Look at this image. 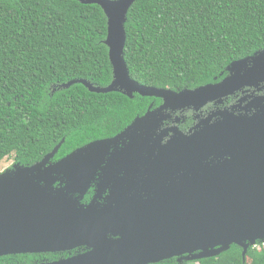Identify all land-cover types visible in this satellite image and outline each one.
I'll list each match as a JSON object with an SVG mask.
<instances>
[{
	"label": "water",
	"instance_id": "water-1",
	"mask_svg": "<svg viewBox=\"0 0 264 264\" xmlns=\"http://www.w3.org/2000/svg\"><path fill=\"white\" fill-rule=\"evenodd\" d=\"M77 1L106 14L114 76L106 87L82 78L60 88L81 83L91 92L139 94L163 104L114 137L54 160L63 139L41 161L18 162L0 174V256L85 247L39 264H154L213 257L236 244L246 259L250 246L264 242V97L253 101L261 105L253 116L223 114L190 135L174 128L165 144L158 130L164 109L204 105L264 82V50L231 63L234 74L216 83L181 91L143 85L125 61L126 23L137 0ZM94 182L99 189L86 202Z\"/></svg>",
	"mask_w": 264,
	"mask_h": 264
},
{
	"label": "trees",
	"instance_id": "trees-1",
	"mask_svg": "<svg viewBox=\"0 0 264 264\" xmlns=\"http://www.w3.org/2000/svg\"><path fill=\"white\" fill-rule=\"evenodd\" d=\"M125 61L140 84L180 91L216 83L234 61L264 50V0H137L128 13ZM108 20L77 0H0V162L28 166L65 139L54 160L114 137L149 109L152 98L96 93L113 66ZM160 100L158 99L157 102ZM92 191L85 201H88ZM68 253L0 256V264H39ZM154 264H264V242L233 244L217 256Z\"/></svg>",
	"mask_w": 264,
	"mask_h": 264
},
{
	"label": "flooded vegetation",
	"instance_id": "flooded-vegetation-1",
	"mask_svg": "<svg viewBox=\"0 0 264 264\" xmlns=\"http://www.w3.org/2000/svg\"><path fill=\"white\" fill-rule=\"evenodd\" d=\"M252 66V63H248L239 70V73L247 72ZM233 74L234 73H231V71L227 69L226 74L221 80ZM261 97H264V82L244 85L239 89L233 90L227 96L219 100L209 101L204 105H192L186 108L164 109V120L161 122L160 128L158 130V133L164 130L162 143L165 144L172 139V137L176 134L174 128H177L179 132L190 135L191 133H194L196 130L200 129V127H203L208 121L210 124H213L222 120L225 117L224 115L253 116L261 109V105L258 103L255 104L253 101L255 99H260ZM158 99L160 100L159 102H157ZM162 104L163 99L153 97L149 107L154 110L160 107ZM92 190L94 189L92 188ZM87 250L88 249L85 247H80L73 250L52 253H68L67 256H62L61 258L57 259L61 260L76 254L83 253Z\"/></svg>",
	"mask_w": 264,
	"mask_h": 264
},
{
	"label": "rangeland",
	"instance_id": "rangeland-1",
	"mask_svg": "<svg viewBox=\"0 0 264 264\" xmlns=\"http://www.w3.org/2000/svg\"><path fill=\"white\" fill-rule=\"evenodd\" d=\"M15 164H16V161H15V159H14L13 156H11V157H6L5 159H3V160L0 162V174H3V173H5V172H7V171H11V170L14 168ZM105 171H106V170L104 169V170H101V171L98 172V173H99V178H101V177L105 174ZM55 186H56V187L58 186V182L55 183ZM91 188H94V190L97 191L96 189H99V188L97 187V182H94V184L92 185ZM94 190H92V189L90 190V191H92V194H93V195H94ZM90 191H89V193H90ZM89 193H88V194H89ZM95 193H96V192H95ZM88 194H87V196H88ZM93 195H90L88 201H86V202H89L90 198H91ZM85 200H86V199H85Z\"/></svg>",
	"mask_w": 264,
	"mask_h": 264
}]
</instances>
